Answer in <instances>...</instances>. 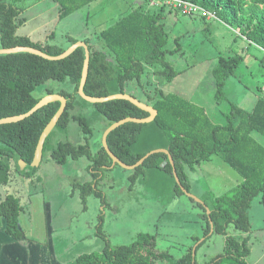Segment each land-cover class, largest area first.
I'll return each instance as SVG.
<instances>
[{"label":"trees","instance_id":"obj_1","mask_svg":"<svg viewBox=\"0 0 264 264\" xmlns=\"http://www.w3.org/2000/svg\"><path fill=\"white\" fill-rule=\"evenodd\" d=\"M39 1L41 0H0V48L29 46L54 56L78 40V34H66L63 38L64 44H60L53 42V32L47 36L19 33L20 24L27 20L26 11ZM52 1L57 5L60 20L91 2ZM184 1L215 13L216 18L229 27L237 24L243 26L239 29L240 33L250 44L264 50V0ZM148 5L154 7L153 11L146 10L145 5H139L112 25L97 32L95 37L108 52L102 50L100 43L97 47L89 43V40H84L89 50L88 73L83 88L86 95L105 97L126 93L151 105L157 112L154 120L149 123H125L110 132L106 138L109 150L127 165L134 164L151 150L161 148L168 151L174 163L173 167L166 154L154 153L128 176L132 185L137 183L146 186L154 199L162 205L184 195L175 182L173 168L181 186L191 192V175L195 173L200 161L209 160L213 155H217L230 166L241 177V181L227 193L217 195L206 190L198 196L208 208L209 215L206 214L204 206L190 199L193 208L198 210L197 218L204 222L201 228L204 239L196 247L193 262L192 245L200 236L192 235V245L179 258L174 259L167 252L156 250L155 235L138 233L127 245L112 246L103 237L104 245L99 251L78 254L67 264H247L250 247L246 234L251 228L249 211L255 198L259 197V203L264 209V145L253 136V133H258L264 137V91L256 88V97L250 110L227 100L230 101L229 110L222 113V124L212 121L205 107L176 93H164L158 89L152 93L146 91L141 82L146 72L144 65H158L159 69L152 73L171 81L176 71L166 61L165 56L176 53L180 48H166L167 34L162 22L164 7L159 4ZM243 60V56L238 54L218 56L211 71L218 103L226 98L222 93L225 83L239 69ZM83 61L82 47L57 61H48L23 52L0 55V119L21 115L30 110L44 96H33L32 92L38 86L56 82L72 87L70 91L61 89L57 92H46L65 97L66 106L53 130L45 137L41 162L46 153L58 165H64L70 159H87L85 169L90 173L91 180L75 182L71 186L73 191H78L84 209L90 196L100 200L101 206L105 204L106 196L100 187V181L111 170V160L101 146V141L96 144V138V149L91 147L90 138L94 126L102 123L98 128L100 138L103 130L111 123L126 117L144 118L148 113L126 100H109L96 104L82 100L77 95V87ZM134 83L141 90L142 97L129 88ZM58 107V102L48 103L19 122L0 124V185L9 183L13 171L30 177V173L37 169L29 165L39 135ZM87 107H91V112L86 116L83 110ZM70 123L78 126L84 142L73 144L59 141L52 145L53 131L66 130ZM15 154L27 165L22 171H18L14 165ZM22 212L23 207L15 195L6 194L0 200V225L3 221L5 233L14 240L23 237L19 226ZM102 219L100 215L99 221ZM209 219L212 223V234L225 236V242L221 253L199 263L196 253L212 235H208ZM101 224L102 222L98 226ZM229 225L243 235H226ZM97 233L99 234V227Z\"/></svg>","mask_w":264,"mask_h":264},{"label":"rangeland","instance_id":"obj_2","mask_svg":"<svg viewBox=\"0 0 264 264\" xmlns=\"http://www.w3.org/2000/svg\"><path fill=\"white\" fill-rule=\"evenodd\" d=\"M149 2L150 0H91L60 20L57 5L52 0H41L26 11L27 21L20 24L18 32L26 35L38 33L40 36L53 32V42L60 44H64L66 34H81L82 38L87 35L86 38L93 39L95 35L92 32L107 28L139 5H145L146 10L153 11L154 7L149 6ZM160 6L164 7L162 22L167 34L166 48L180 47L176 53L165 56L176 75L168 81L163 76L152 73L159 69L158 65H144L146 72L141 79L144 89L150 93L158 89L164 93L186 95L188 100L205 107L211 120L219 124L224 122L222 113L229 110L230 101L250 110L255 100L256 88L262 91L264 84V50L247 41L240 33L239 29L243 27L241 25L229 27L217 18L208 19L201 14L188 16L182 12L169 11L171 8L165 4ZM91 44L99 45L97 41H92ZM100 45L103 51L108 52L101 42ZM234 54L243 56L244 60L235 74L227 79L222 91L226 98L218 103L211 71L219 55ZM129 88L134 89L140 97L143 96L135 83ZM61 89L70 91L72 87L47 82L38 86L32 94L40 97L46 95L47 90L57 92ZM90 112L91 107L83 110L86 116ZM101 125L102 123L96 124L94 129ZM253 136L264 145L262 135L253 133ZM98 137L96 144L101 139ZM59 141L73 144L84 142L75 123H70L66 130L53 131L52 145ZM87 162L82 157L58 165L46 153L37 169L30 173V177L13 171L9 183L0 185V200L6 194L18 197L23 207L19 225L26 235L38 238L44 234L45 226L49 225L52 244L55 251L60 252L58 259L65 257L67 264L78 254L99 251L104 245L103 237L115 246L130 244L138 233L153 234L156 250L167 252L174 259L179 258L192 245V235L200 236L201 240L196 218L198 210L193 208L189 198L182 195L175 197L169 204L162 205L154 199L146 186L137 183L132 185L128 180L131 171L119 166L106 173L111 178L113 188L100 184L106 196L105 204L101 206L100 200L90 196L83 209L78 191H73L71 184L90 178V173L84 168ZM195 170L191 175L195 179L191 182V193L197 197L206 190L217 195L227 193L241 181V177L217 155L200 161ZM259 200V197L254 199L249 211L251 228L246 234L250 247L247 264H264V209ZM100 215L103 217L102 221H99ZM49 220L50 223L45 225V221ZM201 224V227L204 226V222ZM98 227L99 234H96ZM2 228L0 225V241L12 240ZM226 235L240 237L243 234L229 225ZM224 242L225 236L212 234L199 247L197 261L202 263L221 253Z\"/></svg>","mask_w":264,"mask_h":264},{"label":"water","instance_id":"obj_3","mask_svg":"<svg viewBox=\"0 0 264 264\" xmlns=\"http://www.w3.org/2000/svg\"><path fill=\"white\" fill-rule=\"evenodd\" d=\"M79 47H82L84 50L83 67H82V71H81L79 84L77 87V95L82 100H84L90 104L103 103V102H106L109 100H126V101L132 103L133 105H135L136 107H138L139 109L148 113V115L144 118H134V117L123 118L121 120H118L116 122L111 123L109 126H107L103 130V132L101 134L100 141H101V146L103 147V149L105 150V152L107 153L108 157L111 160V165L109 168H113L115 165H117L124 170L133 171L136 167L140 166L148 156H150L154 153L166 154L170 165L173 167L174 163H173L172 157L169 155V153L166 149L159 148V149L151 150L148 153H146L144 156H142L138 161H136L132 165H127V164L121 162L116 156H114V154L111 153V151L109 150V148L107 146V142H106L107 135L110 132H112L114 129H116L117 127H119L125 123H136V124L149 123V122L154 120V118L157 115V112L151 105H148L146 102H142V101L130 96L129 94H126V93L112 94V95L105 96V97H91V96L86 95L83 92V88H84L85 81L87 78V73H88L89 50H88V47L84 41L77 40L75 43H73L68 48H66L62 53H60L58 55H54V56L48 55V54H46V53H44V52H42L36 48L29 47V46H15V47H11V48H0V55L23 52V53H29V54L39 56V57H41L45 60H48V61H57V60H61V59L68 57L71 53H73ZM52 102H58L59 107H58L57 111L54 113V115L50 118V120L45 125V127L43 128L42 132L39 135V138H38V141H37V144L35 147L34 155H33L32 161L29 165V167H31V168H37L41 162L42 150H43V144H44L45 137L53 130L58 119L62 115V113L65 109V106H66L65 97L61 96L58 93L46 94V95L42 96L39 99V101L30 110H28L26 113L21 114V115H17V116H12V117H8V118L0 119V124H9V123L19 122V121L29 117L30 115H32L35 111H37L41 107L47 105L48 103H52ZM14 165L18 171H22L24 168L27 167V165H25L23 163V161L21 160V158L17 154L14 155ZM172 171H173L175 182L179 186L182 193L187 198L193 200L196 204H201L202 206H204L206 214L209 215L208 208L203 204V202L200 200V198L197 197L196 195L192 194L191 192L186 191L181 186L180 181H179V179L175 173L174 168L172 169ZM209 224H210V229H209L208 235H211L213 233V228H212V223L210 222V219H209ZM203 239H204V237H202L201 240L199 239L197 242H195L192 245V249H191L192 262L194 260L196 247L203 241Z\"/></svg>","mask_w":264,"mask_h":264},{"label":"crops","instance_id":"obj_4","mask_svg":"<svg viewBox=\"0 0 264 264\" xmlns=\"http://www.w3.org/2000/svg\"><path fill=\"white\" fill-rule=\"evenodd\" d=\"M93 33L94 35L97 34V32L96 33L92 32V34ZM78 36H79L78 40H83V41L89 40L88 41L89 43H91L92 41L93 42L97 41V44L100 43L96 37L93 39H90V37L86 38L87 35L84 38H82V36L80 35ZM97 47H99V45ZM173 93H176V92H173ZM176 94L186 98L185 97L186 95H183L181 93H176ZM98 135H99V129L96 128L93 130V133L90 138L92 149H96L95 140L98 137ZM92 151H95V150H92ZM87 164L88 162L84 165V168L86 167ZM106 175H105V178H103L100 181V184L107 185L110 188L112 187V181L110 180L111 178L108 177L109 174H106ZM191 179L192 181L195 180L193 178ZM89 180H91V176L89 179H86L85 181H89ZM110 181H111V184L108 185V182ZM45 209L46 208H44V210ZM195 215H196V212H195ZM197 221L199 224L198 225L199 230L201 231L202 224L198 218H197ZM49 223H50V220L47 222L45 221V225H48ZM19 224H20V219H19ZM1 226L3 227L2 229L4 230V222H2ZM45 228L46 229L44 230V234L40 235L38 238L34 237L33 235L31 236L26 235L23 229L22 232L24 233V235L22 239L14 240L11 238L12 240L4 239L0 241V264H66L67 261L65 257H62L63 255L61 256L62 259L61 258L58 259V255H60V252L58 253L57 251H55V246L52 244V241H51L52 239L50 236L51 230L49 228V225L47 227L45 226Z\"/></svg>","mask_w":264,"mask_h":264},{"label":"built area","instance_id":"obj_5","mask_svg":"<svg viewBox=\"0 0 264 264\" xmlns=\"http://www.w3.org/2000/svg\"><path fill=\"white\" fill-rule=\"evenodd\" d=\"M158 2H162V4H166L170 6L173 10H176L178 12H182L185 15H196L201 14L202 16H205L206 18H216L215 13L201 9L197 5L184 1V0H150L149 4H159ZM262 91H264V85L262 86Z\"/></svg>","mask_w":264,"mask_h":264},{"label":"clouds","instance_id":"obj_6","mask_svg":"<svg viewBox=\"0 0 264 264\" xmlns=\"http://www.w3.org/2000/svg\"><path fill=\"white\" fill-rule=\"evenodd\" d=\"M173 11H174V10H173ZM177 12H178V11H177ZM263 85H264V84H263ZM263 85H262V86H263Z\"/></svg>","mask_w":264,"mask_h":264}]
</instances>
